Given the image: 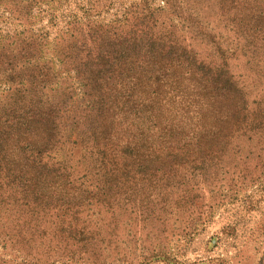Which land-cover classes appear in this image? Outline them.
Segmentation results:
<instances>
[{
	"label": "rangeland",
	"instance_id": "1",
	"mask_svg": "<svg viewBox=\"0 0 264 264\" xmlns=\"http://www.w3.org/2000/svg\"><path fill=\"white\" fill-rule=\"evenodd\" d=\"M27 1L0 0V107L10 87L17 96L50 80L40 88L68 126L88 122L87 105L64 89L70 84L59 62L48 69L54 54L60 56L68 42L66 63L77 74L78 58L86 54L82 49L93 54L99 45L87 29L127 28L141 41L147 8L160 17L169 13L164 0H31L29 8L22 4ZM249 1L255 10H264L261 0ZM94 3L107 4L108 10L88 15ZM231 7L230 0H195V18L183 9L180 21L169 14L167 19L199 61L227 70L242 89L247 111L255 115L248 116L241 131L217 139L223 150L201 151L189 168L180 167L174 188L145 185L109 213L94 206L85 210L76 223L94 232L90 244L80 241L84 230L60 232L62 217L53 212L17 211L15 188L0 181V264H264V17H253L247 25ZM20 8L29 9V16L23 17Z\"/></svg>",
	"mask_w": 264,
	"mask_h": 264
},
{
	"label": "trees",
	"instance_id": "2",
	"mask_svg": "<svg viewBox=\"0 0 264 264\" xmlns=\"http://www.w3.org/2000/svg\"><path fill=\"white\" fill-rule=\"evenodd\" d=\"M237 1L230 0L234 7L229 9L241 22L250 25L253 17H264V10H255L249 0L235 9ZM29 2L22 4L29 8ZM164 3L169 12L164 17L153 15L151 8L143 15L144 44L127 28L96 27L86 34L99 45L93 54L81 45L86 54L78 58L77 74L66 63L68 42L60 56L47 61L51 70L60 63L70 84L64 89L87 105V123L62 124L51 96L42 90L50 80L39 81L37 91L25 88L16 96V88L10 87L4 93L8 98L0 107V181L15 188L11 192L17 211L53 212L62 217L60 232L79 228L84 230L80 241L90 244L94 232L76 223L85 210L94 206L109 213L117 201H129L145 185L174 188L180 167L189 168L201 151L223 150L217 139L241 131L248 116L255 115L247 111L242 89L227 70L199 61L176 37L179 30L167 14L180 21L185 9L188 18H195V0L186 6L183 0ZM91 5L88 15L108 10L107 4ZM20 10L29 16V9ZM225 120L231 121L229 127ZM45 178L50 185L44 193ZM85 181L89 184L82 187ZM43 198L53 199L37 203Z\"/></svg>",
	"mask_w": 264,
	"mask_h": 264
}]
</instances>
